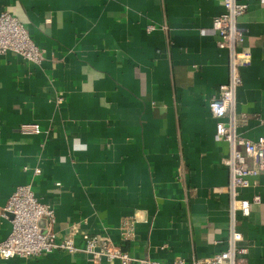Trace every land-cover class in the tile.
I'll list each match as a JSON object with an SVG mask.
<instances>
[{"label": "crops", "instance_id": "1", "mask_svg": "<svg viewBox=\"0 0 264 264\" xmlns=\"http://www.w3.org/2000/svg\"><path fill=\"white\" fill-rule=\"evenodd\" d=\"M240 1L249 7L240 19L247 35L236 125L255 141L264 136V0ZM5 11L47 55L37 66L0 54V211L32 183L55 209L56 232L79 225V247L83 234L104 236L160 262L225 250L229 148L215 140L209 110L229 77L228 54L208 34L225 12L220 1L0 0ZM24 124L37 129L22 133ZM256 180L240 193L260 198L237 217L249 245L244 264H264V173ZM125 219L136 220L128 242ZM10 231L0 216V243ZM0 264L94 263L56 251Z\"/></svg>", "mask_w": 264, "mask_h": 264}, {"label": "built area", "instance_id": "2", "mask_svg": "<svg viewBox=\"0 0 264 264\" xmlns=\"http://www.w3.org/2000/svg\"><path fill=\"white\" fill-rule=\"evenodd\" d=\"M225 12L213 20L211 34L218 36L217 46L228 54L229 77L219 87L218 93L209 103V110L216 122L215 140L226 143L228 155L222 164L228 168L230 197V224L226 249L206 258H193L188 261L181 256L170 262L152 259H139L130 256L121 245L104 236L83 234L84 247L75 243L79 234L78 224L72 223L65 233L55 231V209L42 203L36 196L32 183L19 186L0 211V216L8 220L11 231L0 243V257L9 260L14 257H40L56 251L69 254L83 253L94 263L106 261L108 264H244L249 253L245 234L238 229L237 217H248L251 206L260 203L258 196L251 200L241 198V190L258 185L256 178L264 173V136L249 140L238 133L235 114L236 96L242 85L241 69L245 65L242 45L247 30L241 26L240 19L247 13L248 4L240 0H219ZM151 27L150 30H154ZM202 33H207L202 31ZM14 53L24 61L41 66L46 59V49L37 45L25 26L12 13H0V54ZM59 98L58 103H62ZM37 125L24 124L21 132H35ZM252 162V165L249 164ZM36 175L41 169L35 170ZM61 184H57L60 187ZM136 220L125 219L120 227L124 242L135 234ZM166 246H162L164 250Z\"/></svg>", "mask_w": 264, "mask_h": 264}]
</instances>
